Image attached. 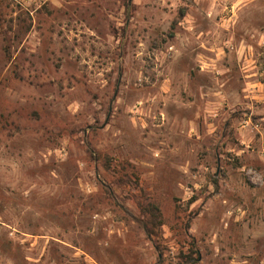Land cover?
<instances>
[{"label":"rangeland","instance_id":"374dc122","mask_svg":"<svg viewBox=\"0 0 264 264\" xmlns=\"http://www.w3.org/2000/svg\"><path fill=\"white\" fill-rule=\"evenodd\" d=\"M0 264H264V0H0Z\"/></svg>","mask_w":264,"mask_h":264},{"label":"built area","instance_id":"2783aa9c","mask_svg":"<svg viewBox=\"0 0 264 264\" xmlns=\"http://www.w3.org/2000/svg\"><path fill=\"white\" fill-rule=\"evenodd\" d=\"M22 1H28V2H32V1H35V0H22Z\"/></svg>","mask_w":264,"mask_h":264},{"label":"trees","instance_id":"16d2710c","mask_svg":"<svg viewBox=\"0 0 264 264\" xmlns=\"http://www.w3.org/2000/svg\"><path fill=\"white\" fill-rule=\"evenodd\" d=\"M127 5H128V3H127Z\"/></svg>","mask_w":264,"mask_h":264}]
</instances>
